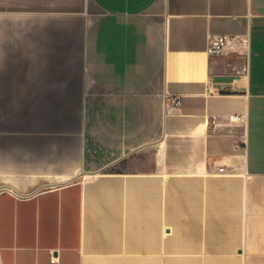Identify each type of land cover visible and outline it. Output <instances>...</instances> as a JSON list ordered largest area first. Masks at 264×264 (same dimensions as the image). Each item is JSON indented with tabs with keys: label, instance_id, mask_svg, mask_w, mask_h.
I'll use <instances>...</instances> for the list:
<instances>
[{
	"label": "crops",
	"instance_id": "obj_1",
	"mask_svg": "<svg viewBox=\"0 0 264 264\" xmlns=\"http://www.w3.org/2000/svg\"><path fill=\"white\" fill-rule=\"evenodd\" d=\"M0 264H264V0H0Z\"/></svg>",
	"mask_w": 264,
	"mask_h": 264
},
{
	"label": "built area",
	"instance_id": "obj_2",
	"mask_svg": "<svg viewBox=\"0 0 264 264\" xmlns=\"http://www.w3.org/2000/svg\"><path fill=\"white\" fill-rule=\"evenodd\" d=\"M228 43V36L218 35L210 38L209 40V51L215 54H221L225 50ZM241 144L239 141L236 142V146L239 147Z\"/></svg>",
	"mask_w": 264,
	"mask_h": 264
},
{
	"label": "bare ground",
	"instance_id": "obj_3",
	"mask_svg": "<svg viewBox=\"0 0 264 264\" xmlns=\"http://www.w3.org/2000/svg\"><path fill=\"white\" fill-rule=\"evenodd\" d=\"M186 183H187V182H186ZM186 183H184V186L186 185ZM187 185L189 186V183H188ZM187 185H186V186H187Z\"/></svg>",
	"mask_w": 264,
	"mask_h": 264
}]
</instances>
